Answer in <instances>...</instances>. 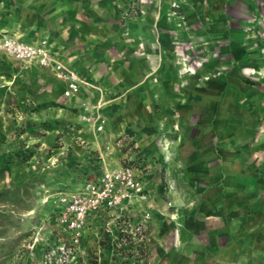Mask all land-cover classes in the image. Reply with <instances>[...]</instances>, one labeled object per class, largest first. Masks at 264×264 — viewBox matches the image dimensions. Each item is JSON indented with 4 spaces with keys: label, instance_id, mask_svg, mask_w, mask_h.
<instances>
[{
    "label": "rangeland",
    "instance_id": "rangeland-1",
    "mask_svg": "<svg viewBox=\"0 0 264 264\" xmlns=\"http://www.w3.org/2000/svg\"><path fill=\"white\" fill-rule=\"evenodd\" d=\"M188 1L196 6L189 8ZM147 2L151 3L150 8L146 7ZM153 2L166 7L168 3L171 6L181 2L182 8L156 9ZM254 2L262 8L264 18V0H115L117 22L101 27L102 39L106 35L117 38L122 35L123 39L132 36L138 40L139 49L135 50L138 56L159 54L160 60L163 56L164 77L177 81L179 75L182 95L188 91L199 93L198 89L208 81L221 78L229 81L230 75L225 71L231 65L244 66L242 76L254 81L264 77V73L254 71L264 58L238 59L234 55L242 44L237 40V33L243 28L240 20L251 21L252 16L241 17L236 5L246 3L250 7ZM29 12L20 8L16 0H0V32L46 41L60 60L72 68L78 67V58L68 57L57 49L61 27L45 25L41 19H36L31 27L18 25L28 20ZM148 16L158 17L159 23L147 25L151 23ZM175 16L180 19L177 24L172 22ZM221 18L224 21L227 18L229 28H233L228 30L231 33L228 37L226 28L219 25ZM192 20L195 22L188 23ZM190 28L197 35L190 33ZM46 32L55 33L56 41ZM141 34L145 36L143 40ZM147 34L154 36L155 41L146 42ZM103 44L97 43L95 51L104 56ZM91 52L86 50L83 54L88 62ZM178 61L180 68L174 65L178 74H172L166 64ZM83 67L77 69L87 81V89L67 96L63 82L51 69L0 55V264H156L163 251L159 249L164 248L161 257L169 254L173 242L169 229L180 216L171 205V181L160 163L161 155L149 150L158 143L150 140L141 145L138 141L151 132L172 138L180 127L167 129L160 122L159 127L154 123L156 127L150 132L135 123L133 132L137 139L131 138L124 132L130 126L123 110L112 107L116 97L93 83ZM84 102L99 106L105 119L102 130L84 117L87 113ZM214 108L209 106L210 111ZM229 108L232 117L247 109L252 110L251 115L258 111L253 104L244 107L234 104ZM131 159L143 161L145 171H152L148 177L150 218H143L144 207L137 204L129 206L121 218L109 213L93 216L81 241L73 246L70 234L55 219L54 198L61 192L78 190L93 175L91 172ZM239 258L244 264H264V257L251 251H245ZM231 260L223 263L231 264Z\"/></svg>",
    "mask_w": 264,
    "mask_h": 264
},
{
    "label": "crops",
    "instance_id": "crops-1",
    "mask_svg": "<svg viewBox=\"0 0 264 264\" xmlns=\"http://www.w3.org/2000/svg\"><path fill=\"white\" fill-rule=\"evenodd\" d=\"M16 2L20 8L30 11L28 20L18 25L31 27L36 19H41L45 25L61 27L57 49L68 57L78 58V67L84 66L91 81L116 97L117 102L112 103V107L123 110L130 126H126L124 132L131 138L137 137L133 132L135 123L150 132L156 125L159 127L160 122L163 128L180 127L172 133V138L151 132L138 141L141 145L150 140L158 143L149 150L161 155L160 163L172 185L171 205L180 214L169 229L173 239L169 254L161 257L165 254L164 248L159 249L163 251L156 264H224L236 258L231 264H244L238 260L245 251L264 257V77L249 81L242 76L244 66L231 65L225 71L230 75L229 81L224 78L208 81L198 89L199 93L188 91L182 95L179 75L178 83L164 77L163 56L162 60L159 54L138 56L135 51L139 49L138 40H133L132 36L123 39L122 35L117 38L105 34L107 38L102 39L101 27L117 22L115 0ZM187 3L189 8L196 6L193 1ZM150 4L147 2L146 7L150 8ZM152 4H157L156 9L182 8L181 2L171 6L168 3L169 7L159 2ZM236 6L241 10V17L252 15L255 19L252 16L251 21L238 19L243 28L237 33V40L242 44L235 57L264 58L262 8L256 2L250 7L246 3ZM147 18L151 20V23L146 21L147 25L160 21L158 17ZM179 20L178 16L172 18L176 24ZM221 22L219 25L226 28V36H230L228 30L233 28H229L228 19L224 24ZM189 32L197 35L191 28ZM46 35L54 41L57 39L55 33L46 32ZM144 37L141 34V40ZM153 41L154 36L147 34L146 42ZM102 42L106 50L104 56L95 51L97 43ZM86 50L92 53L90 62L84 59ZM177 63L179 61L166 64L172 74H178ZM261 63L254 68L257 74L264 73V61ZM78 67L74 69L80 74ZM113 90L115 92H111ZM234 104L243 107L253 104L259 112L256 110L251 115L252 110L247 109L237 117L229 116V107ZM210 105L215 106L212 111ZM120 165L118 162L115 167ZM145 173L149 191L148 177L152 171Z\"/></svg>",
    "mask_w": 264,
    "mask_h": 264
},
{
    "label": "built area",
    "instance_id": "built-area-1",
    "mask_svg": "<svg viewBox=\"0 0 264 264\" xmlns=\"http://www.w3.org/2000/svg\"><path fill=\"white\" fill-rule=\"evenodd\" d=\"M0 54L51 69L64 83L67 96H75L87 89V81L60 60L46 41L31 42L15 34L0 32ZM84 107L86 120L92 122L97 130H102L105 119L99 106L84 102ZM91 174L75 192H61L54 198L55 219L70 234L73 246L81 241L93 216L109 213L114 218H121L125 216L127 208L136 203L144 207L145 220L151 216L145 167L141 161L131 159L118 167L103 166Z\"/></svg>",
    "mask_w": 264,
    "mask_h": 264
}]
</instances>
